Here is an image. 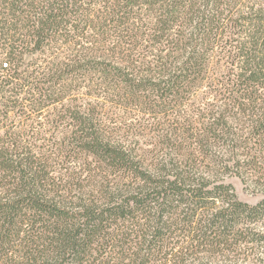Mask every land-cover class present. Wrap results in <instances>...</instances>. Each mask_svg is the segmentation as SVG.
<instances>
[{"label": "trees", "instance_id": "16d2710c", "mask_svg": "<svg viewBox=\"0 0 264 264\" xmlns=\"http://www.w3.org/2000/svg\"><path fill=\"white\" fill-rule=\"evenodd\" d=\"M0 264H264V0H0Z\"/></svg>", "mask_w": 264, "mask_h": 264}, {"label": "rangeland", "instance_id": "374dc122", "mask_svg": "<svg viewBox=\"0 0 264 264\" xmlns=\"http://www.w3.org/2000/svg\"><path fill=\"white\" fill-rule=\"evenodd\" d=\"M227 180L233 183L239 198L246 202L255 204L263 197V193L254 190L253 186L243 183L237 176L227 177Z\"/></svg>", "mask_w": 264, "mask_h": 264}]
</instances>
